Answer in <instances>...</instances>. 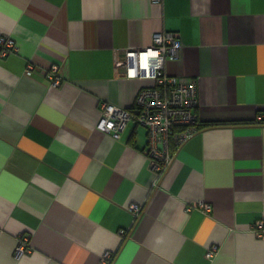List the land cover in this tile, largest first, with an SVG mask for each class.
I'll list each match as a JSON object with an SVG mask.
<instances>
[{
    "label": "crops",
    "instance_id": "1",
    "mask_svg": "<svg viewBox=\"0 0 264 264\" xmlns=\"http://www.w3.org/2000/svg\"><path fill=\"white\" fill-rule=\"evenodd\" d=\"M160 32L181 41L164 73L197 81L198 124H234L172 147L156 180L142 126L115 140L96 124L151 84L114 52ZM0 36L16 48L0 59V264H264V0H0Z\"/></svg>",
    "mask_w": 264,
    "mask_h": 264
},
{
    "label": "built area",
    "instance_id": "2",
    "mask_svg": "<svg viewBox=\"0 0 264 264\" xmlns=\"http://www.w3.org/2000/svg\"><path fill=\"white\" fill-rule=\"evenodd\" d=\"M160 3L162 0H151ZM182 44L172 32L155 33L152 45L146 48L126 49L121 53L114 52V64L127 79H144L151 82L142 87L136 95L134 107L124 109L109 104H102L97 130L117 140L130 121L146 130L147 143L144 150L150 170L159 180L173 161L172 147H178L198 130V121L193 110L198 105L197 81L195 79L176 78L164 73L166 62L176 61L180 57ZM16 50L14 42L0 36V59ZM121 54V55H120ZM32 64L27 65L26 74H30ZM50 88L59 87L61 79L56 65L46 72ZM203 212H211V206L198 203ZM135 216L140 212L138 205L128 206ZM188 210H190L188 208ZM256 237L263 238V222H255ZM120 235H126L121 230ZM27 236L20 238L14 250L16 256L31 252ZM215 247L208 248L206 258H213ZM109 253L104 254L108 257Z\"/></svg>",
    "mask_w": 264,
    "mask_h": 264
},
{
    "label": "trees",
    "instance_id": "3",
    "mask_svg": "<svg viewBox=\"0 0 264 264\" xmlns=\"http://www.w3.org/2000/svg\"><path fill=\"white\" fill-rule=\"evenodd\" d=\"M259 123L264 125V119L259 121ZM229 124H234V123L216 122V123L198 124V130L204 126H218V125L222 126V125H229Z\"/></svg>",
    "mask_w": 264,
    "mask_h": 264
}]
</instances>
